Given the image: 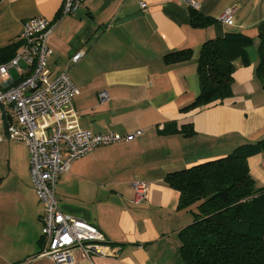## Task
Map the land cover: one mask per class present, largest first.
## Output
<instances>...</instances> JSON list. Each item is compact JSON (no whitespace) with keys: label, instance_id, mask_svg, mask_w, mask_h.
<instances>
[{"label":"crops","instance_id":"obj_1","mask_svg":"<svg viewBox=\"0 0 264 264\" xmlns=\"http://www.w3.org/2000/svg\"><path fill=\"white\" fill-rule=\"evenodd\" d=\"M63 3L0 0V47L18 41L24 22L49 20L54 27L47 41V66L53 78L65 73L76 87L72 107L80 127L92 133L135 134L130 142L98 147L80 157L58 178L59 210L95 226L108 244L119 247L114 258L90 261L76 252L72 264H183L178 233L193 219L188 209H178L179 193L164 179L224 158L264 136V84L253 75L258 36H264V0H81L76 11L60 17ZM189 8L216 22L193 28ZM225 12L232 14L231 25L220 22ZM225 33L254 39L245 58L232 62V96L181 111L199 91L201 46ZM184 49L192 52L189 61L164 64L165 55ZM77 54L80 58L72 63ZM100 92H106V102L100 103ZM184 125L194 134L172 133ZM246 163L257 186L263 187L264 155ZM135 180L148 184L147 199L138 206L130 204ZM31 191L38 203L28 204L30 218L26 211L16 213L17 240L8 244L0 237V264H53L37 257L43 206ZM20 202L23 207L22 197Z\"/></svg>","mask_w":264,"mask_h":264},{"label":"built area","instance_id":"obj_2","mask_svg":"<svg viewBox=\"0 0 264 264\" xmlns=\"http://www.w3.org/2000/svg\"><path fill=\"white\" fill-rule=\"evenodd\" d=\"M80 3L64 0L60 17L76 11ZM140 7L146 5L141 2ZM220 22L231 25L232 14L225 12ZM53 25L45 18L24 22L20 46L11 60L0 65V125L4 127L0 143L4 139L21 142L28 152L30 183L43 206L42 246L37 257L51 259L53 264H72L76 252L89 261L114 258L117 245L108 244L95 226L59 210L55 187L75 160L98 147L130 142L135 134L92 133L80 127L72 107L76 87L65 73L53 78L47 66L51 54L47 41ZM79 58L80 54L75 55L72 63ZM98 98L100 103L108 100L106 92H100ZM131 185L130 204L141 205L147 199L148 184L135 180Z\"/></svg>","mask_w":264,"mask_h":264},{"label":"trees","instance_id":"obj_3","mask_svg":"<svg viewBox=\"0 0 264 264\" xmlns=\"http://www.w3.org/2000/svg\"><path fill=\"white\" fill-rule=\"evenodd\" d=\"M190 25L207 28L216 22L189 8ZM254 39L243 33H225L201 46L196 64L198 94L181 111L221 103L232 96L233 66L245 58ZM20 42L0 47V65L11 60ZM256 79L264 84V36H258ZM188 49L164 56L166 65L187 62ZM264 87V86H263ZM172 133L189 137L184 125ZM264 155V136L244 143L219 160L196 164L166 175L164 183L179 193V210H189L192 222L178 233L183 264H264V186L258 187L249 172L248 158Z\"/></svg>","mask_w":264,"mask_h":264},{"label":"rangeland","instance_id":"obj_4","mask_svg":"<svg viewBox=\"0 0 264 264\" xmlns=\"http://www.w3.org/2000/svg\"><path fill=\"white\" fill-rule=\"evenodd\" d=\"M12 74L14 75L13 72ZM0 134H3L1 125ZM28 160L23 144L18 142L0 144V181H3L0 190V237L2 238L3 235V241L8 244L19 238L15 233L18 230L16 219H14L16 213L21 215L26 211L25 216L30 218V214L27 213L28 210H31L28 208V204L38 203L31 191ZM21 197L25 202L23 207L20 202ZM22 237H25V232ZM22 240L24 239L22 238Z\"/></svg>","mask_w":264,"mask_h":264}]
</instances>
